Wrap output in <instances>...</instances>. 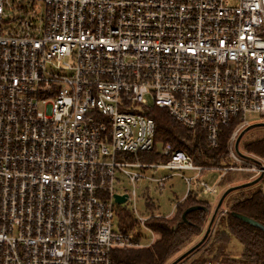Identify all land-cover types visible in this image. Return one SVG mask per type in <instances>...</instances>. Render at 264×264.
<instances>
[{
    "label": "built area",
    "instance_id": "obj_1",
    "mask_svg": "<svg viewBox=\"0 0 264 264\" xmlns=\"http://www.w3.org/2000/svg\"><path fill=\"white\" fill-rule=\"evenodd\" d=\"M151 107L211 147L237 118L228 155L248 160L234 141L249 113L264 118V0H0V264H116L113 250L151 245L146 221L161 215H139L120 177L162 190L172 174L147 170L190 171L186 193H218L228 167L169 144L165 160L139 159L154 148ZM116 194L133 231L117 228Z\"/></svg>",
    "mask_w": 264,
    "mask_h": 264
},
{
    "label": "trees",
    "instance_id": "obj_2",
    "mask_svg": "<svg viewBox=\"0 0 264 264\" xmlns=\"http://www.w3.org/2000/svg\"><path fill=\"white\" fill-rule=\"evenodd\" d=\"M145 114L155 123L154 148L148 154H139L140 160L147 162L165 160V157L159 155L157 148L169 144L173 150L185 151L197 165L224 167L229 164V140L238 124L237 118L230 119L226 125L220 127L217 144L211 147L203 131L184 127L174 120L166 109L151 107ZM244 150L264 160V136L245 143ZM223 180L237 185L236 181L230 178ZM244 180L247 182L248 178ZM194 187L198 191L196 182ZM195 189L191 187L184 198L177 201L172 216L151 217L146 221L147 227L157 234L156 240L151 245L115 249L112 251L113 261L116 264H168L172 258L188 247L203 233L210 212L208 202L198 198ZM217 194L220 196V191ZM222 203L225 212L219 218L214 230H210L203 243L182 260L199 254L189 264H204L210 260H220L226 264H264V193L261 188L256 184L238 188L228 193ZM152 205L147 199V210H153ZM191 206H200V208L188 212L186 221L182 222L181 214ZM237 214L257 221L263 228L254 227L240 220ZM116 219L119 231L127 233L136 227L135 218L126 208L117 209ZM231 238L236 239L241 245V252L234 258H229L225 251Z\"/></svg>",
    "mask_w": 264,
    "mask_h": 264
},
{
    "label": "rangeland",
    "instance_id": "obj_3",
    "mask_svg": "<svg viewBox=\"0 0 264 264\" xmlns=\"http://www.w3.org/2000/svg\"><path fill=\"white\" fill-rule=\"evenodd\" d=\"M246 119L248 120L249 125L264 122V118L256 113H249ZM242 129H240L237 132L236 136ZM263 136H264V126H255L243 133L238 143V152L244 154L245 157L248 158V160L236 161L229 157V164L225 166L228 167V169L222 170V172H224V175L218 186L220 195L223 193L225 189L235 185V184H229L225 182L223 179L230 178L231 180H234V182L236 181V184H240L245 182L244 180L245 178H248V181H250L259 175V169L261 168V164H264V160L259 157L257 158L254 155L246 153L244 150V144L253 141L257 138H261ZM159 150L160 147L158 146L157 148L158 153ZM145 154H148V152H145ZM246 168H250V169H246ZM147 173L153 175L154 177H161L170 174L172 175L170 178H168L165 181V187L162 190H159L155 183L148 182L147 180H140L139 182L136 183L135 187H133V185L130 182H128L127 179L121 177L119 178L120 181L117 183L115 188L117 189V191H123V190L131 191L133 188L135 189L136 198H135L134 206L139 215L146 216L150 213L152 215L158 213L161 216H167L170 214L173 206L177 203V201L183 198L186 193V184L184 183L183 179L180 177V173H183L185 176H191L193 173L190 171L179 172L168 169L147 170ZM218 178H219V174L217 172L204 173V175H202L201 177V179L209 183L217 181ZM255 184L259 186L264 193V177H262ZM191 187L193 190L196 188L194 187V183ZM195 191L198 195V198L207 201L210 206L208 220L204 226V231H205L209 219L211 217L212 211L214 210L220 196L219 194H204L201 191H199V189L198 191L195 189ZM147 199L153 204L152 205L154 207L153 210L150 211L147 210L146 208ZM116 207L117 209L121 207V208H126L129 212L132 211L131 202H124L120 205H117ZM223 208H224V203H222L220 210L217 212L215 216V219L211 226V231L214 230L216 223L218 222L219 218L223 215L224 213ZM203 233H201L198 237H196L188 247L192 246V244H195L201 238ZM141 235L142 236L140 242L142 244H148L152 242L153 237L149 231L141 229ZM188 247L183 249L179 254H177L174 258H172L168 264H170L171 261H173L180 254H182ZM225 251L229 258L232 257L234 258L241 252V245L237 242L236 239L231 238L230 243ZM198 255L199 254L190 256L189 258L184 259L178 262L177 264H189L190 261Z\"/></svg>",
    "mask_w": 264,
    "mask_h": 264
},
{
    "label": "water",
    "instance_id": "obj_4",
    "mask_svg": "<svg viewBox=\"0 0 264 264\" xmlns=\"http://www.w3.org/2000/svg\"><path fill=\"white\" fill-rule=\"evenodd\" d=\"M255 126H264V122H261V123H255V124H251V125H248L246 126L245 128H243L239 133L238 135L236 136L235 138V141H234V149L235 151L238 153V154H241L238 152V143H239V140L241 138V136L243 135V133L245 131H247L248 129L252 128V127H255ZM262 178V175H259L257 176L256 178L250 180V181H247V182H244V183H240V184H237V185H233V186H230L228 187L227 189H225L223 191V193L220 195L218 201H217V204L214 208V210L212 211V214H211V217L209 219V222H208V225L202 235V237L195 243L193 244L191 247H189L188 249H186L182 254H180L178 257H176L173 261H171L170 264H177L178 262H180L186 255H188L189 253H191L193 250H195L197 247H199L203 241L205 240V238L207 237L208 233L210 232L211 230V226L213 224V221L215 219V216L219 210V208L221 207L222 205V202L225 198V196L230 193L231 191L233 190H236L238 188H243V187H247V186H250V185H253L255 183H257L260 179ZM115 198V202L117 204H122L126 201V195H118L116 194L114 196ZM197 208H200V206H191V207H188L187 209H185L183 211V213L181 214V221L184 222L186 221V214L194 209H197ZM240 220L246 222V223H249L250 225L254 226V227H258V228H263V226L258 223L257 221H254L244 215H236Z\"/></svg>",
    "mask_w": 264,
    "mask_h": 264
},
{
    "label": "crops",
    "instance_id": "obj_5",
    "mask_svg": "<svg viewBox=\"0 0 264 264\" xmlns=\"http://www.w3.org/2000/svg\"><path fill=\"white\" fill-rule=\"evenodd\" d=\"M204 175V174H203ZM184 198V197H183ZM183 198H181V199H183ZM173 209H174V206H173V208H172V210H171V212H170V216H172V213H173Z\"/></svg>",
    "mask_w": 264,
    "mask_h": 264
}]
</instances>
